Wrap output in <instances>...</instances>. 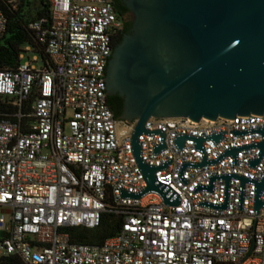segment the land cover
Returning a JSON list of instances; mask_svg holds the SVG:
<instances>
[{"label":"built area","instance_id":"1","mask_svg":"<svg viewBox=\"0 0 264 264\" xmlns=\"http://www.w3.org/2000/svg\"><path fill=\"white\" fill-rule=\"evenodd\" d=\"M49 5L29 28L50 67L20 54L14 69L0 70V255L23 264H264V186L255 207L264 113L149 118L140 159L157 168L158 190L145 192L136 121L120 130L103 92L122 24L112 2ZM5 26L0 10V37ZM105 214L121 221L114 236L70 241V229H94Z\"/></svg>","mask_w":264,"mask_h":264},{"label":"water","instance_id":"2","mask_svg":"<svg viewBox=\"0 0 264 264\" xmlns=\"http://www.w3.org/2000/svg\"><path fill=\"white\" fill-rule=\"evenodd\" d=\"M121 1L132 23L106 60L103 92L122 100L119 121H136L132 147L146 192L158 190L157 168L140 159L138 135L149 118L199 123L264 113V0ZM196 141L200 147L203 138ZM256 186L259 209L264 178Z\"/></svg>","mask_w":264,"mask_h":264},{"label":"trees","instance_id":"3","mask_svg":"<svg viewBox=\"0 0 264 264\" xmlns=\"http://www.w3.org/2000/svg\"><path fill=\"white\" fill-rule=\"evenodd\" d=\"M113 3V0H110ZM117 4L116 12L123 15L125 9ZM0 10L6 18L5 30L0 37V70H12L19 62V56L27 46L30 51L39 55L43 65L50 67V61L45 53L44 44L40 42L29 24L50 12L49 0H0ZM121 39L119 35L115 43ZM107 102L117 119L121 113L122 100L118 96L107 97ZM120 219L105 214L101 223L94 229L72 228L69 230L70 241L74 243L94 244L103 243L119 230ZM0 264H23L17 256L0 255Z\"/></svg>","mask_w":264,"mask_h":264},{"label":"flooded vegetation","instance_id":"4","mask_svg":"<svg viewBox=\"0 0 264 264\" xmlns=\"http://www.w3.org/2000/svg\"><path fill=\"white\" fill-rule=\"evenodd\" d=\"M113 3L115 4V6H113L115 12H116V10H118V9H117V4H119V6H120L121 8H124V9H125L123 15H121V16L118 15L117 12H116L118 18L121 20V23H122V24H121L120 32L118 33L117 37H118L119 35H121V38H122V36H123L124 34H126V33L129 32V29H130V27H131V23H132V17H131V15H130L128 9L125 7V5L122 3L121 0H113ZM119 6H118V7H119ZM117 37H116V38H117ZM115 40H116V39H115ZM120 40H121V39H120ZM115 45H116V43H115ZM117 121H119L118 118H117Z\"/></svg>","mask_w":264,"mask_h":264},{"label":"rangeland","instance_id":"5","mask_svg":"<svg viewBox=\"0 0 264 264\" xmlns=\"http://www.w3.org/2000/svg\"><path fill=\"white\" fill-rule=\"evenodd\" d=\"M22 54H23V60L22 61H31L33 56H37L38 61L36 63V66L39 67L42 64V61H41L38 54H36L32 51H26V52H23ZM118 127L120 130L127 129L126 126L124 125V123H122V122L118 124Z\"/></svg>","mask_w":264,"mask_h":264}]
</instances>
